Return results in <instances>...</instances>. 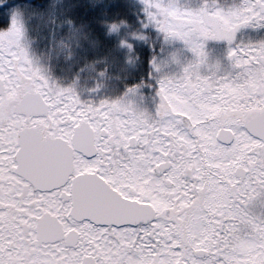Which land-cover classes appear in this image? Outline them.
Returning a JSON list of instances; mask_svg holds the SVG:
<instances>
[{
    "label": "snow or ice",
    "instance_id": "obj_1",
    "mask_svg": "<svg viewBox=\"0 0 264 264\" xmlns=\"http://www.w3.org/2000/svg\"><path fill=\"white\" fill-rule=\"evenodd\" d=\"M0 264H264V0H0Z\"/></svg>",
    "mask_w": 264,
    "mask_h": 264
}]
</instances>
